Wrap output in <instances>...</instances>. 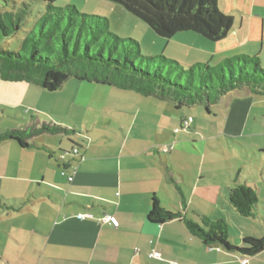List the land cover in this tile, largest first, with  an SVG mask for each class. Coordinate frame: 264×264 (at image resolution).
Returning a JSON list of instances; mask_svg holds the SVG:
<instances>
[{"label": "crops", "instance_id": "0c3cea01", "mask_svg": "<svg viewBox=\"0 0 264 264\" xmlns=\"http://www.w3.org/2000/svg\"><path fill=\"white\" fill-rule=\"evenodd\" d=\"M255 4L239 28L234 18L229 35L217 41L221 50L248 45L264 49V18L253 14ZM262 52L256 54L260 60ZM92 84L99 100L92 109L98 115L86 112L75 126H66L71 130L67 134L43 133L29 140L36 145L0 143V264H244V253L205 244L183 219L157 223L148 214L155 197L164 210L199 223L204 217L221 219L223 209L235 210L229 187L238 182L254 189L260 183L244 176L241 166L235 168L239 181L234 180L233 160L224 164L213 153L217 144L225 151L223 135L245 136L254 105L256 113H264V95L235 90L206 114L194 116L184 110L188 106L177 108L168 99ZM79 107L91 108L88 101ZM189 117L193 121L184 130ZM53 121L63 126V121ZM254 134L264 137V123L257 116ZM63 136L71 142L69 150ZM166 146L173 147L165 151ZM72 147L79 150L76 157ZM257 147L253 153L264 162L259 153L264 146ZM262 187L255 189L254 216L264 210ZM105 214L115 215L119 226L101 223ZM244 233L256 237V232ZM154 248L164 260L149 257ZM247 264H264V250L249 256Z\"/></svg>", "mask_w": 264, "mask_h": 264}, {"label": "trees", "instance_id": "16d2710c", "mask_svg": "<svg viewBox=\"0 0 264 264\" xmlns=\"http://www.w3.org/2000/svg\"><path fill=\"white\" fill-rule=\"evenodd\" d=\"M46 11L39 16L23 38L17 35L25 20L24 11L0 12V78L8 82L34 84L49 92L61 89L72 77L82 81L143 96H155L183 106H210L224 95L248 89L264 95V68L257 55L239 54L217 65L196 63L189 69L165 56H144L140 43L109 31L106 17L82 13L75 5L56 6L57 0H42ZM147 23L159 36L171 38L193 31L212 41L226 38L234 25V17L224 13L218 0H111ZM19 43L17 49L4 41ZM17 43V44H18ZM146 59L159 67L169 63L187 77L182 84L164 76L160 69L151 71L136 64ZM71 130L58 124H33L30 128H14L0 133V143L15 140L21 146L36 145L29 140L43 133L67 134ZM75 147H72V150ZM79 151V150H78ZM78 154H72L76 157ZM64 159V158H63ZM232 207L244 217L254 216L258 193L252 187L236 182L229 187ZM148 217L162 223L174 218L185 221L190 233L207 245L220 244L253 256L264 250V237L244 235L242 247L231 244L229 224L225 219L202 218V223L180 212L166 211L153 199Z\"/></svg>", "mask_w": 264, "mask_h": 264}, {"label": "rangeland", "instance_id": "374dc122", "mask_svg": "<svg viewBox=\"0 0 264 264\" xmlns=\"http://www.w3.org/2000/svg\"><path fill=\"white\" fill-rule=\"evenodd\" d=\"M254 1L256 9L253 14L257 18H264V0H218V6L224 13L235 18V27L239 28L241 19L244 16H248L247 11L251 9L248 8ZM69 4L75 5L82 13L108 18L110 21L109 31L122 38L137 40L141 46V54L144 56H165L168 59L179 61L182 66L189 69L190 65L198 62L217 65L224 59L232 58L239 54L253 56L259 51H263L260 53V57L264 68V49L260 50L258 47L254 48L248 45L246 47H234L225 51L220 48L219 43L222 42L212 41L193 31L181 32L171 38L162 37L156 34L143 20L111 0H57L54 3L56 6ZM6 11L26 12V18L22 22L23 27L17 35L19 38H23L33 26L35 20L45 13L46 4L42 0H0V12ZM17 43V41L6 40L3 45L10 49H17L19 47V43ZM135 61L137 65L148 68L152 72L159 68L161 73L164 76H168L171 80L182 84L187 83V77L180 75L179 70L172 68L169 63L159 67V64H150L146 59L142 60L140 57H137ZM91 87H95V84L72 77L61 89L53 92L42 90L45 92L41 95V90L34 93H31L32 90H28L40 89L34 84L8 82L0 78V133L14 128L31 129L36 118H39L43 123L47 121L54 124L53 120L57 119L58 121H63V127H66L68 124L69 126H75L73 122L77 118L80 119V117L85 116L86 112L98 115L92 107L99 100L97 94L93 90L91 91ZM107 89L124 93V91L115 87H107ZM47 99L53 103L48 104ZM254 99H256V95H254ZM84 101H88L90 109L85 110L86 107L85 109L79 107V104L81 102L84 103ZM254 107L251 112L249 126H246L245 136L227 137L223 135L225 151L217 144L218 151H215L213 156L219 158L224 164L227 163L228 159L233 160L234 169H230V172L233 173L234 180L239 179L238 170L235 169L236 166H241L244 176L256 178V181H259L260 184H256L254 189L257 190L260 185L263 186V191L260 193L259 198L260 203L264 205V162L260 160L258 155L256 156V153H253V150L258 152V144L264 146V141L262 140L264 137L254 134L256 132V116L264 123V113L262 111L256 113V104ZM184 110L194 116L206 114L207 112L204 106L197 105L188 106ZM63 137L64 144L68 148L66 150H69L71 142L65 136ZM259 153L264 155V152ZM240 181L243 182L244 180L240 179ZM230 209L229 211L223 209V215L218 216L221 219L224 218L229 224L228 232L231 244L242 247L239 244H243L242 236L246 231L256 232L257 237H264V210L256 211V216L244 217L232 208Z\"/></svg>", "mask_w": 264, "mask_h": 264}, {"label": "built area", "instance_id": "2783aa9c", "mask_svg": "<svg viewBox=\"0 0 264 264\" xmlns=\"http://www.w3.org/2000/svg\"><path fill=\"white\" fill-rule=\"evenodd\" d=\"M193 121L192 117H189L188 119H186L183 124H182V129L187 130L190 126V123ZM180 129H177L176 131H179ZM173 146H166L164 149L165 151H169L170 149H172ZM78 148L75 147L73 150H71V154H78ZM65 156H63L64 158ZM70 180L73 179V177L69 178ZM81 218H84L85 215L81 214L80 215ZM101 223H109L111 225H113L114 227H118L120 222L119 219L115 216V215H111V214H105L100 220ZM149 257L152 259H156V260H164V256L162 254V252L160 250H158L157 248L152 249L149 252ZM242 262L244 264H247L249 261V256H245L241 258ZM169 264H177L175 261H170Z\"/></svg>", "mask_w": 264, "mask_h": 264}]
</instances>
